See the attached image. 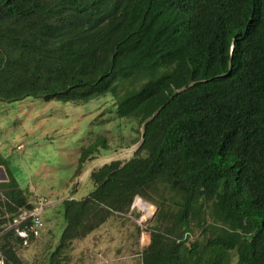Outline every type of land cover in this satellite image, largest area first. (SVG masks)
<instances>
[{
	"label": "trees",
	"instance_id": "1",
	"mask_svg": "<svg viewBox=\"0 0 264 264\" xmlns=\"http://www.w3.org/2000/svg\"><path fill=\"white\" fill-rule=\"evenodd\" d=\"M108 95L141 144L61 203L48 264L136 197L158 208L138 264H264V0H0V104ZM108 148L83 147L75 177ZM0 167L2 230L33 206L1 152ZM16 245L5 231L6 264Z\"/></svg>",
	"mask_w": 264,
	"mask_h": 264
},
{
	"label": "rangeland",
	"instance_id": "2",
	"mask_svg": "<svg viewBox=\"0 0 264 264\" xmlns=\"http://www.w3.org/2000/svg\"><path fill=\"white\" fill-rule=\"evenodd\" d=\"M115 108L110 95L80 105L36 98L0 104L1 154L29 202L36 196L50 201L41 237L28 247L16 245L22 264H48L65 227L61 203L87 196L93 190L94 170L115 160L128 161L139 148L138 125L118 119ZM100 137L107 139L108 150L75 177L82 148ZM157 210L136 197L128 214L112 217L85 239L74 241L62 264H138L146 246L141 229L153 226ZM4 233L0 230V245ZM195 238L203 237L195 232Z\"/></svg>",
	"mask_w": 264,
	"mask_h": 264
},
{
	"label": "built area",
	"instance_id": "3",
	"mask_svg": "<svg viewBox=\"0 0 264 264\" xmlns=\"http://www.w3.org/2000/svg\"><path fill=\"white\" fill-rule=\"evenodd\" d=\"M19 149L22 148L18 147ZM32 209L23 208L19 214L14 217L13 221L9 219L10 215L6 214L8 223L3 231L15 230L17 235L22 239L23 247H28L32 240H38L45 230L44 215L50 207V201L42 196H36L30 202ZM147 228V227H146ZM142 229L141 234L147 247L150 244V233ZM0 264H6L5 258L0 252Z\"/></svg>",
	"mask_w": 264,
	"mask_h": 264
},
{
	"label": "water",
	"instance_id": "4",
	"mask_svg": "<svg viewBox=\"0 0 264 264\" xmlns=\"http://www.w3.org/2000/svg\"><path fill=\"white\" fill-rule=\"evenodd\" d=\"M0 173H1V175H0V181L2 182V181L7 180L6 173H5V171H4V169L2 167H0Z\"/></svg>",
	"mask_w": 264,
	"mask_h": 264
},
{
	"label": "bare ground",
	"instance_id": "5",
	"mask_svg": "<svg viewBox=\"0 0 264 264\" xmlns=\"http://www.w3.org/2000/svg\"><path fill=\"white\" fill-rule=\"evenodd\" d=\"M137 199H138V198H137ZM147 207L153 208V206H151V205H150V206L148 205ZM154 210H155V209H154Z\"/></svg>",
	"mask_w": 264,
	"mask_h": 264
},
{
	"label": "crops",
	"instance_id": "6",
	"mask_svg": "<svg viewBox=\"0 0 264 264\" xmlns=\"http://www.w3.org/2000/svg\"><path fill=\"white\" fill-rule=\"evenodd\" d=\"M4 169V168H3ZM5 171V170H4ZM0 175H1V173H0ZM47 212V211H46ZM46 215V214H45Z\"/></svg>",
	"mask_w": 264,
	"mask_h": 264
}]
</instances>
